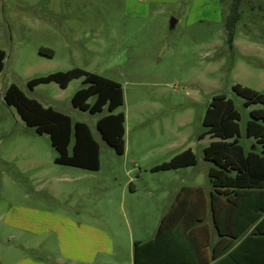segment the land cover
Wrapping results in <instances>:
<instances>
[{"label": "rangeland", "instance_id": "obj_1", "mask_svg": "<svg viewBox=\"0 0 264 264\" xmlns=\"http://www.w3.org/2000/svg\"><path fill=\"white\" fill-rule=\"evenodd\" d=\"M0 16V213L16 199L50 211H64L91 221L107 211L111 220L124 217L120 184L132 178L134 201L154 206L147 235L157 227L173 191L203 172L198 135L213 95L231 98L239 118V143L257 148L246 135L250 110L232 88L235 83L264 93V0H243L240 18L227 42L224 20L230 0H5ZM176 21L173 26L170 20ZM39 48L53 51L42 55ZM82 68L119 82L124 102L113 112L125 114L126 151L117 154L101 137L97 120L109 111L90 113L71 103L84 86L82 77L61 88L56 82L30 89L27 81L56 71ZM27 97L85 122L99 143L100 166L87 170L57 164L47 133L39 134L7 105L10 84ZM94 101V96L88 99ZM184 140V141H183ZM191 145L196 168L152 171L168 160L169 142ZM73 143V137L69 149ZM28 194L27 200L19 197ZM112 199L113 202L105 200ZM152 204V205H151ZM130 217L128 214L127 217ZM128 217V218H129ZM155 225V226H154ZM149 235V234H148ZM0 237H3L2 230ZM29 255L44 258L37 250ZM15 260L7 261L6 264Z\"/></svg>", "mask_w": 264, "mask_h": 264}, {"label": "trees", "instance_id": "obj_2", "mask_svg": "<svg viewBox=\"0 0 264 264\" xmlns=\"http://www.w3.org/2000/svg\"><path fill=\"white\" fill-rule=\"evenodd\" d=\"M242 4L243 0H230L224 20L230 46ZM38 52L53 55L48 48H39ZM4 58L5 51L0 49V73ZM79 77H82L84 86L73 93L72 105L90 113L101 111L106 106L109 112L97 120L96 127L102 139L117 154H123L125 114L113 112L124 102L119 82L76 67L31 78L27 86L33 89L39 84L56 82L64 88L72 79ZM232 88L244 98V106L262 105L250 110L251 118L246 123V135L252 137L258 147L245 151L238 139L240 115L233 100L224 94L213 95L202 119L206 129L199 134V137L211 134L218 138L204 148L205 159L214 164L208 171L213 187L210 209L218 234L211 245L212 260L207 257L211 241L204 223L207 210L196 200L191 206L172 204L161 217L154 237L134 242L133 264H264V93L240 83H235ZM92 96L94 101L89 103ZM3 100L15 107L27 126L39 134L49 135L57 152L55 163L87 170L99 169V144L85 122L73 123L68 115L27 97L13 83L4 91ZM195 163L194 153L186 149L152 170ZM251 225L252 228L240 238ZM237 239L239 241L233 245Z\"/></svg>", "mask_w": 264, "mask_h": 264}, {"label": "crops", "instance_id": "obj_3", "mask_svg": "<svg viewBox=\"0 0 264 264\" xmlns=\"http://www.w3.org/2000/svg\"><path fill=\"white\" fill-rule=\"evenodd\" d=\"M4 1L0 0V16L3 13L1 6L3 7L5 4ZM125 133L126 128L124 131V152L126 151ZM206 137L208 139L205 141L201 153L202 162L205 163L203 172L199 175L193 173L192 183L182 185L173 191L166 208L158 217L157 227L161 217L172 204L191 206L197 200L205 206V211L207 210L204 223L211 238L207 247V257L212 260L210 256L211 245L217 239L218 234L213 225L210 209L213 187L208 171L214 164L205 159L204 148L218 138L211 134L202 137L198 135V139L201 140ZM168 149L171 152L168 160L184 150L190 149L196 157V163L165 170L196 168L199 164V159L193 148L191 145H186L185 142H169ZM119 186L118 203L120 212L124 217L123 221L120 218L111 220L108 212L104 210L100 215V209L99 220L93 222L88 218L79 217L82 216L79 214L72 216L64 211H50L35 205L17 203L16 199H13L5 213H0V233L2 230L3 235L0 237V264H6L10 260L15 261L9 264H133L134 242L146 241L154 237L156 233L157 227L153 229L152 233L149 231V235H145V229L150 227V217L154 216V206L151 204L150 208L148 203L142 207L134 201L133 197L137 191L131 177ZM18 196L23 201L28 198V194L23 191H20ZM105 202L110 204L113 200L110 198ZM128 214L130 215L129 218L127 217ZM252 226H249L240 238ZM238 241L239 239L235 240L233 245ZM37 250L44 252L45 260L28 253V251Z\"/></svg>", "mask_w": 264, "mask_h": 264}, {"label": "water", "instance_id": "obj_4", "mask_svg": "<svg viewBox=\"0 0 264 264\" xmlns=\"http://www.w3.org/2000/svg\"><path fill=\"white\" fill-rule=\"evenodd\" d=\"M175 21H176V20H175L174 18H172V19L170 20V25L173 26L174 23H175Z\"/></svg>", "mask_w": 264, "mask_h": 264}]
</instances>
